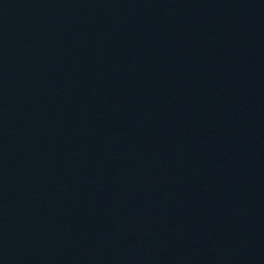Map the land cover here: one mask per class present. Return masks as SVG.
<instances>
[{
    "label": "water",
    "instance_id": "water-1",
    "mask_svg": "<svg viewBox=\"0 0 264 264\" xmlns=\"http://www.w3.org/2000/svg\"><path fill=\"white\" fill-rule=\"evenodd\" d=\"M0 264H264V0H0Z\"/></svg>",
    "mask_w": 264,
    "mask_h": 264
}]
</instances>
